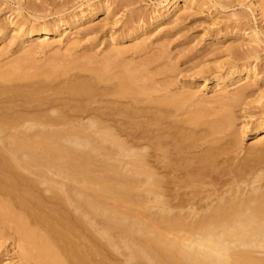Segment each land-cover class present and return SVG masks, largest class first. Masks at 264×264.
Returning <instances> with one entry per match:
<instances>
[{
  "label": "bare ground",
  "instance_id": "1",
  "mask_svg": "<svg viewBox=\"0 0 264 264\" xmlns=\"http://www.w3.org/2000/svg\"><path fill=\"white\" fill-rule=\"evenodd\" d=\"M74 1L5 0L16 8L0 19L5 264H264V103L253 123L249 108L239 123L234 112L264 99V0H157L119 33L115 9L132 0H84L64 13ZM47 6L57 17L30 15ZM212 7L232 12L204 33L212 63L195 65L190 83L202 91L154 79L175 69L151 71L160 43L137 64L117 61ZM107 26L99 58L35 59Z\"/></svg>",
  "mask_w": 264,
  "mask_h": 264
},
{
  "label": "rangeland",
  "instance_id": "2",
  "mask_svg": "<svg viewBox=\"0 0 264 264\" xmlns=\"http://www.w3.org/2000/svg\"><path fill=\"white\" fill-rule=\"evenodd\" d=\"M40 1L41 0H38L37 3H40ZM82 1L84 0H75L73 3H70V5L66 7L67 9L63 12L64 13L70 12L74 5H77ZM156 4H157V0H134V1L132 0L130 3L127 4L128 6L127 5H124V7L121 6L122 8L120 7V9L118 7V10H116L117 9L116 8L115 9L116 15L114 18L118 21V23L116 27H114L115 31L119 33V31L124 28V25H126V23L129 21L128 18L130 19V17L132 16L131 14L135 12L143 14V9L144 10L151 9ZM15 8L16 6L14 3L5 2V0H0V19H2L5 16H8L10 14L11 9H15ZM57 8L58 7L54 8L52 6H47V8L41 7L38 11H33V12L31 11L32 13H30V15H34L36 17L40 16L41 18L52 19L57 17V15L53 14L56 13L57 10H59V8L58 9ZM219 10L220 9H217V7H212L210 10L211 13L208 15L207 14L194 15V17H191L193 21L191 20V18L188 19L184 24L185 29L181 30L178 34L176 33L175 35H170L161 40L153 41L150 52L147 53L140 52L139 54H137V51H129L126 55H124L122 58L118 59L117 61L120 62L121 60H124L125 63L126 62L129 63L133 60L132 62H135L133 64H137L139 63V60L140 62L142 61L141 58L144 59V57L146 58L152 53L157 52V49L162 44L163 46L161 45V47H163L164 55H162V57H160L158 61L152 63L154 67L151 65L150 67L151 71L155 69L159 70V68L165 67V64L166 63L168 64L169 62L172 63L175 69L174 71L171 72L163 71V73L165 74L163 75L157 74L158 76L154 77V79L156 80L158 79V81L161 79H163L162 81H167V82L172 81V83L169 82L171 83V85H169L170 91L185 90L184 88L187 89L188 86L193 88V91L197 90L198 88H199L198 90L202 91L203 90L202 87L201 88L196 87L195 85H191L190 83L199 78L198 75L196 74V68H194L195 65L203 63L202 62L203 60H205V62L208 61V63L210 64L212 63V56L210 55H212V50L214 49V47L204 48L205 45L204 42L207 39V35H205L204 33H206L208 29H213L212 27H208L210 19L219 17L218 20H220L222 17L228 16L229 13L232 12L231 10L218 12ZM234 10L239 11V8L236 7V9ZM23 15L28 20L33 21V19H31L32 17L28 16V13L24 12ZM99 21L100 20H96L94 21V23L96 24ZM109 27L110 26L103 28V30L101 32L99 31L98 34L95 35L93 34L89 37L81 38L78 41L77 46L70 48L68 51L57 50V48H52L43 52L44 54L38 53V55H35V59L38 60L39 62H44L47 59H49V57L52 58L56 53H60L65 59H72L80 55L92 54V53L94 57L99 58L110 49V45L107 44L108 43L107 30L109 29ZM105 31L106 33H104ZM156 32L158 33V31ZM157 43L158 44L160 43V45H158ZM115 46L117 45L111 47H115ZM23 49H24L23 47L17 49L8 48L9 52L2 59L1 64L10 63L11 60L15 59L16 57L19 56V54H21L20 52H22ZM260 57H261L260 59H263L262 57H264V51L260 52ZM210 60L211 62H209ZM167 89L169 91L168 86ZM208 95H210V93ZM263 103H264V99L259 104L255 103V104H251V106L249 107L241 106L240 108H236L234 112L238 118L237 123H239L240 120H242V118H240V115L242 114L241 109L243 108L244 109L249 108L250 113L252 115L251 122L252 123L255 122V120H257V118H259V116L261 115L262 112L261 105ZM250 142L251 139L244 138L242 139V146L246 148L248 147ZM122 161L129 163L130 159H122ZM7 241L10 242L9 240ZM3 250L4 247H0V264L6 263V259H5L6 257L4 255Z\"/></svg>",
  "mask_w": 264,
  "mask_h": 264
}]
</instances>
